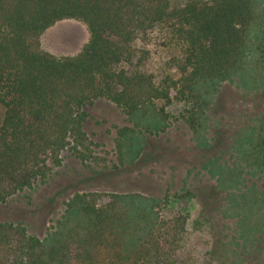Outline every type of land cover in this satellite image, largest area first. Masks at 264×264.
I'll return each mask as SVG.
<instances>
[{
	"label": "trees",
	"instance_id": "obj_1",
	"mask_svg": "<svg viewBox=\"0 0 264 264\" xmlns=\"http://www.w3.org/2000/svg\"><path fill=\"white\" fill-rule=\"evenodd\" d=\"M63 19L80 20L89 32L74 55L40 47L43 31ZM255 23V0H0V204L48 181L63 151L89 157L84 125L98 100L129 116L153 115L157 129L178 104L197 125L207 97L241 65ZM158 27L180 53L174 74L163 78L146 70V52L135 46ZM248 119L226 167L235 173L231 187L258 189L264 205V109ZM133 138L118 128L120 160L142 150ZM193 197L185 187L157 196L74 192L43 237L0 219V264H190L181 247ZM201 216L193 227L208 221ZM230 260L215 237L202 264Z\"/></svg>",
	"mask_w": 264,
	"mask_h": 264
},
{
	"label": "rangeland",
	"instance_id": "obj_2",
	"mask_svg": "<svg viewBox=\"0 0 264 264\" xmlns=\"http://www.w3.org/2000/svg\"><path fill=\"white\" fill-rule=\"evenodd\" d=\"M172 2L181 4L184 0ZM255 13L256 23L241 65L207 97L197 125L190 126L175 110L178 104L167 109L157 129L153 115L129 116L113 103L98 100L87 108L89 116L84 125L92 141L89 152H85L89 157L83 160L80 154L63 151L61 163L53 168L48 181L0 204V219L21 222L31 233L43 237L62 214L64 200L74 192L134 191L157 196L167 187H185L194 193L186 201L189 217L181 247L190 264H202L215 237L225 245L231 264H264L261 196L258 189L245 192L244 187H231L235 173L226 167L232 162L236 132L249 116H257L264 109V0H255ZM88 38L85 23L63 19L43 31L40 47L57 56L74 55ZM172 42L159 27L135 42L146 52V70L157 78L174 74L180 53ZM1 113L0 107V117ZM121 127H127L142 148L137 150L139 154L131 152L123 160L118 157L116 144ZM233 190L235 197L227 199ZM202 214L208 221L200 228L193 227Z\"/></svg>",
	"mask_w": 264,
	"mask_h": 264
}]
</instances>
